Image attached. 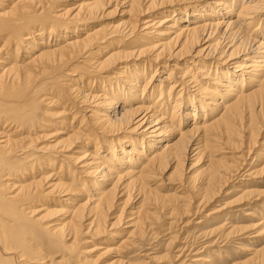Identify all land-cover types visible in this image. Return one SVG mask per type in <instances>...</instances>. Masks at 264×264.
Returning <instances> with one entry per match:
<instances>
[{
    "label": "bare ground",
    "instance_id": "1",
    "mask_svg": "<svg viewBox=\"0 0 264 264\" xmlns=\"http://www.w3.org/2000/svg\"><path fill=\"white\" fill-rule=\"evenodd\" d=\"M67 1L0 0V264H264V0Z\"/></svg>",
    "mask_w": 264,
    "mask_h": 264
},
{
    "label": "rangeland",
    "instance_id": "2",
    "mask_svg": "<svg viewBox=\"0 0 264 264\" xmlns=\"http://www.w3.org/2000/svg\"><path fill=\"white\" fill-rule=\"evenodd\" d=\"M72 1H73V0H69V1H67L64 5L69 4V3H72ZM116 16H117V18H121V17L119 16V14H117ZM252 156L254 157V155H252ZM228 189H230V188H228ZM228 189H226V190H228ZM226 190H225V191H226ZM230 196H231V195H229V197H230ZM247 211H248V210H247ZM251 211H252V210H251ZM246 217L249 218V216H247V215L244 216V218H246ZM220 219H221V218H220ZM191 225H192V223H191V224L189 225V227H188L189 230L192 229V228L190 227ZM163 237H166V236H162L161 239H160V238H155L154 240H157V239H158V240L155 241L154 243H157V242H159V241L161 242L162 239H165V238H163ZM160 242H159V243H160ZM188 242H189V243H188ZM188 242H187V245H188V244L191 245V243H192L191 239L188 240ZM190 242H191V243H190ZM162 243L165 244V243H166V240H165L164 242L162 241ZM175 244L179 245V242H176ZM85 246H89V244H86ZM229 250H230V249H229ZM163 252H164V251H162V253H163ZM163 254H164V253H163ZM154 264H155V263H154ZM158 264H167V263H165V262H161V263H158ZM171 264H173V262H172Z\"/></svg>",
    "mask_w": 264,
    "mask_h": 264
}]
</instances>
